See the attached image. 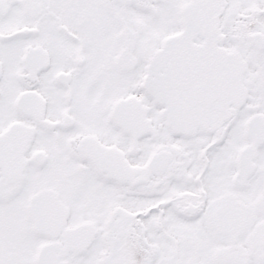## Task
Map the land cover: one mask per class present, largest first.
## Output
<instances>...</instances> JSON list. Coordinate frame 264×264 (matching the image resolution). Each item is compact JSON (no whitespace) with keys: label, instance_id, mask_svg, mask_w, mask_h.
Returning <instances> with one entry per match:
<instances>
[{"label":"snow or ice","instance_id":"1","mask_svg":"<svg viewBox=\"0 0 264 264\" xmlns=\"http://www.w3.org/2000/svg\"><path fill=\"white\" fill-rule=\"evenodd\" d=\"M0 264H264V0H0Z\"/></svg>","mask_w":264,"mask_h":264}]
</instances>
